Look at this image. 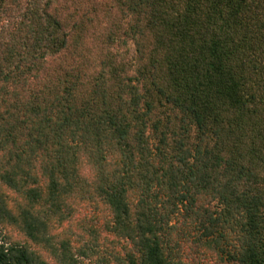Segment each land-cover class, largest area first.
Listing matches in <instances>:
<instances>
[{
	"label": "trees",
	"instance_id": "trees-1",
	"mask_svg": "<svg viewBox=\"0 0 264 264\" xmlns=\"http://www.w3.org/2000/svg\"><path fill=\"white\" fill-rule=\"evenodd\" d=\"M93 5L0 0V222L34 245L0 236V264L97 253L60 229L84 204L130 245L101 264H264V0H117L88 70Z\"/></svg>",
	"mask_w": 264,
	"mask_h": 264
},
{
	"label": "rangeland",
	"instance_id": "rangeland-1",
	"mask_svg": "<svg viewBox=\"0 0 264 264\" xmlns=\"http://www.w3.org/2000/svg\"><path fill=\"white\" fill-rule=\"evenodd\" d=\"M79 4L73 1V5H66V9L60 10L63 16L71 13L74 7ZM93 9L95 14L91 16V22L87 24L84 28V37L82 39L81 45L76 50L74 62H79L83 64L88 70L96 69L99 63V59L106 52V46L102 43L103 36L107 34L109 30L117 32L118 34L123 30H126L127 24L129 23L128 17H125L122 11L117 6V0H94ZM81 11V9H79ZM128 20V21H127ZM116 49L117 48H113ZM79 55V57H77ZM57 62L61 64L62 60L57 59ZM0 192L5 195V200L11 205L13 201L20 200L19 195L13 192L5 186H0ZM98 215L95 206H87L86 204L78 206L74 212L72 218L62 224L61 228H65L68 234H71L73 249L77 250L79 247L86 248L89 253L88 247L96 245L97 253L87 257L79 256L80 264H101L103 254L102 251L108 253H118L119 255H124L127 248L130 245L126 242L120 241L117 243H108L104 238L105 233L99 231L98 233L83 230V224H91L95 216ZM0 236L4 237L3 240L7 242H14L26 245L28 248L32 249L34 245L30 240H28L24 233L17 228L15 225H8L3 221L0 222ZM0 237V239H1ZM93 237L97 238V244L94 243ZM192 253L189 254V262L191 264H207V261L200 258V253L196 252L195 248L192 249ZM207 256L210 258L211 264H228L220 262L219 257L215 256L213 253H208ZM49 264H57L54 259L49 261Z\"/></svg>",
	"mask_w": 264,
	"mask_h": 264
}]
</instances>
